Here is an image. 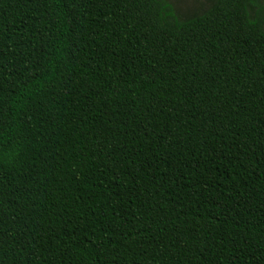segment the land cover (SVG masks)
Listing matches in <instances>:
<instances>
[{"label":"trees","instance_id":"16d2710c","mask_svg":"<svg viewBox=\"0 0 264 264\" xmlns=\"http://www.w3.org/2000/svg\"><path fill=\"white\" fill-rule=\"evenodd\" d=\"M0 264H264V0H0Z\"/></svg>","mask_w":264,"mask_h":264},{"label":"rangeland","instance_id":"374dc122","mask_svg":"<svg viewBox=\"0 0 264 264\" xmlns=\"http://www.w3.org/2000/svg\"><path fill=\"white\" fill-rule=\"evenodd\" d=\"M179 13H185L197 9L205 3V0H172Z\"/></svg>","mask_w":264,"mask_h":264}]
</instances>
